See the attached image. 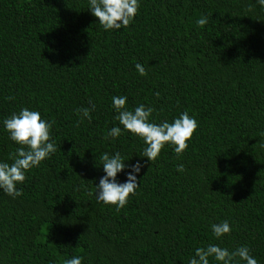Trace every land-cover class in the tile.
Here are the masks:
<instances>
[{
    "label": "trees",
    "instance_id": "16d2710c",
    "mask_svg": "<svg viewBox=\"0 0 264 264\" xmlns=\"http://www.w3.org/2000/svg\"><path fill=\"white\" fill-rule=\"evenodd\" d=\"M97 22L88 0H0V121L37 110L54 121L57 149L26 173L22 195L0 192V264H188L209 243L247 246L264 264V8L139 0L127 28ZM120 95L130 110L152 107L151 122L187 111L197 128L181 155L165 145L144 164L116 211L95 199L99 155L146 160L131 134L105 138ZM78 108H92L89 118ZM16 147L0 125V161ZM223 220L231 231L215 240L210 225Z\"/></svg>",
    "mask_w": 264,
    "mask_h": 264
},
{
    "label": "clouds",
    "instance_id": "9594fccd",
    "mask_svg": "<svg viewBox=\"0 0 264 264\" xmlns=\"http://www.w3.org/2000/svg\"><path fill=\"white\" fill-rule=\"evenodd\" d=\"M256 2L264 8V0ZM138 8L139 0H88V10L97 18V24L104 31L127 28L133 22ZM205 22V19L198 21L199 24ZM134 67L140 76L146 74L142 64L136 63ZM126 101L127 97L124 95L112 97L114 119L118 121L119 126L114 125L108 129L105 138H117L122 131L131 134L143 143L144 147L139 156L146 160H137L129 165L125 161L130 158L125 160L120 152H104L99 155L104 175L94 187L95 199L97 203L114 207L116 211L124 208L129 196L135 194L139 187L137 178L144 164L155 162L165 145L171 147L177 156L181 155L187 149L188 142L197 128L195 117L190 116L187 111L179 113L171 122L164 120L155 123L150 121L152 107L139 104L130 110L126 107ZM91 111L92 108L74 110L79 121L89 118ZM53 123L51 119L42 118L39 111L27 107H21L18 112L0 121L8 139L18 145L14 152L9 153L11 163L0 161V192L12 199L22 195L17 185L24 182L26 173L56 152L55 141L50 135ZM176 170L183 172L184 165L178 164ZM121 172L125 174L123 182L117 179L118 173ZM210 229L213 239L221 240L230 233L231 226L227 220H223L212 223ZM210 258L214 264H258L247 246L229 251L215 243L195 248L188 264H210ZM64 264H82V257L72 256L66 259Z\"/></svg>",
    "mask_w": 264,
    "mask_h": 264
}]
</instances>
